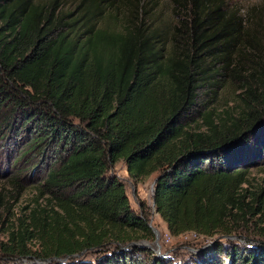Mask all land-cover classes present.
I'll use <instances>...</instances> for the list:
<instances>
[{"label": "trees", "instance_id": "1", "mask_svg": "<svg viewBox=\"0 0 264 264\" xmlns=\"http://www.w3.org/2000/svg\"><path fill=\"white\" fill-rule=\"evenodd\" d=\"M171 2L175 23L154 27L146 0H0V149L15 156L0 177L22 190L35 155L45 199L8 228L0 264H171L123 249L154 234L109 173L119 161L134 183L156 175L172 237H217L230 264H264V187L251 179L264 166V0ZM210 253L191 264H224Z\"/></svg>", "mask_w": 264, "mask_h": 264}, {"label": "rangeland", "instance_id": "2", "mask_svg": "<svg viewBox=\"0 0 264 264\" xmlns=\"http://www.w3.org/2000/svg\"><path fill=\"white\" fill-rule=\"evenodd\" d=\"M146 1L147 6L145 17L148 18L149 23H151L154 27H164V25L170 26L175 23L176 17L171 0ZM262 1L263 0H227V2H229V6H234L238 9L244 10L252 6H259ZM259 20L261 21L260 25L257 23V26L255 27L258 31V34L261 35L264 34V21L261 19ZM236 93H238V91ZM223 94L225 96L224 100L215 104L219 110L226 107L227 104L232 105V101L234 100L235 96L234 92H232V89L225 91ZM1 144L4 145L2 141H0V145ZM3 152L5 153L2 154ZM17 153L18 151L16 154ZM0 155V166L2 161L6 158L12 161L15 157L14 155L8 157L6 147L4 146L0 149ZM31 156L32 154L28 155L23 161H21V164L19 165V167H23V171L29 169V172H31V175H28L27 172L22 174V177H20L27 182H23L24 188L22 190L18 192L12 190L11 187L8 186V179L0 177V192L3 190V198L0 200V244L7 242V230L11 224L18 225V218L22 217L24 214H29L37 204L41 207H44L45 199L41 196H37V192L35 191V188L41 183L40 180L42 179L44 172L41 174V170H39L32 176L33 170L31 171L34 165L38 162L39 157H35V155H33V160L29 162L28 167L26 164H24L25 160L31 158ZM109 173L116 176L124 184L125 193L128 197L131 209L138 215L147 218L148 225L152 232L155 230L158 233L157 237L153 233L154 238L151 241L142 239L134 242L135 246L127 245L123 248L125 250L128 249L130 252H132V254H134V256L132 255L134 260L140 262L144 260L143 258H145V254L139 253L138 251L135 252V247H139L142 250L152 252L153 256H156L159 259L166 258L168 263L171 264H191L194 263L195 260L200 261L199 257L207 252H211L210 256L214 254V257H219L220 260L224 262V264L231 263V260L228 256L225 254L219 256V254L215 252V243L219 241L217 237L212 239H203L198 238L192 233L172 237L168 233L165 223L155 212L152 199L156 175H152L147 179H144L138 183H134L127 174L124 161H119L117 164H115L110 169ZM252 178L253 185H261L264 187V166L251 169V179ZM222 240L224 241H222L220 244H222L225 249L228 250L231 248L230 246H234V244L228 243L231 241H226L225 239ZM248 244L249 246L251 245V243ZM248 244L245 246L243 243H241V246L242 248H246ZM1 252L2 250L0 248V255ZM78 257L80 261L91 262L92 264H94V260L96 259V255L93 253L82 254L81 257ZM17 263L40 264L39 261L34 259H21L18 260Z\"/></svg>", "mask_w": 264, "mask_h": 264}, {"label": "water", "instance_id": "3", "mask_svg": "<svg viewBox=\"0 0 264 264\" xmlns=\"http://www.w3.org/2000/svg\"><path fill=\"white\" fill-rule=\"evenodd\" d=\"M155 181H156V180H155ZM154 184H155V182H154ZM153 233L155 234L156 237L158 236L157 231L153 230ZM226 238H227V239H233L234 237H226ZM130 245H131V246H135L134 243H131Z\"/></svg>", "mask_w": 264, "mask_h": 264}]
</instances>
